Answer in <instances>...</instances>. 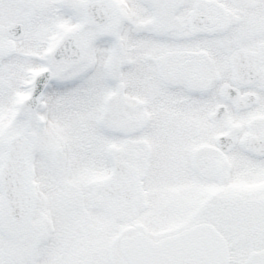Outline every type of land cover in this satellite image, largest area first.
Instances as JSON below:
<instances>
[{"label":"snow or ice","instance_id":"obj_1","mask_svg":"<svg viewBox=\"0 0 264 264\" xmlns=\"http://www.w3.org/2000/svg\"><path fill=\"white\" fill-rule=\"evenodd\" d=\"M0 264H264V0H0Z\"/></svg>","mask_w":264,"mask_h":264}]
</instances>
